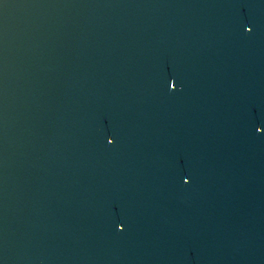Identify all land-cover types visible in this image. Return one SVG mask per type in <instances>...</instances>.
Segmentation results:
<instances>
[{
	"label": "water",
	"instance_id": "obj_1",
	"mask_svg": "<svg viewBox=\"0 0 264 264\" xmlns=\"http://www.w3.org/2000/svg\"><path fill=\"white\" fill-rule=\"evenodd\" d=\"M0 264H264V0H0Z\"/></svg>",
	"mask_w": 264,
	"mask_h": 264
}]
</instances>
